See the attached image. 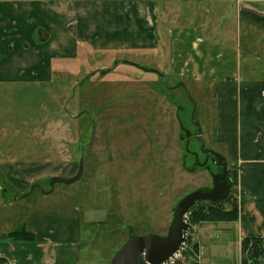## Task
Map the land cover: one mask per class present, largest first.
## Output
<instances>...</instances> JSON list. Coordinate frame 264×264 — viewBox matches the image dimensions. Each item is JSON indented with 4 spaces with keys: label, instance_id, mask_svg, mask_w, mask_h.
<instances>
[{
    "label": "rangeland",
    "instance_id": "374dc122",
    "mask_svg": "<svg viewBox=\"0 0 264 264\" xmlns=\"http://www.w3.org/2000/svg\"><path fill=\"white\" fill-rule=\"evenodd\" d=\"M173 4L174 13H183L172 18L167 13L159 27L205 24L214 36L228 41H233L232 33L242 36L246 30L236 15L237 3L174 0ZM248 37L253 43L247 46L264 53L260 32L253 29ZM121 55L127 54L92 53L76 64L66 63L64 72L55 73L49 83L20 86L0 97V183L6 184L0 201L2 218L6 213L14 224L15 219L77 208L80 264H110L131 235H166L178 202L197 189H210L218 174L215 157L203 152L202 145L222 155L207 138L208 129L215 132L216 126V114L206 106L211 100L155 73L153 59L137 64L119 60ZM58 128L63 146L59 159L48 153L54 142L48 138ZM67 136L74 142L70 155L63 144H68ZM82 157L81 180L56 184L46 194L50 178L73 177ZM48 158L50 164L45 163ZM2 166L12 172L8 180L1 175ZM36 166L40 171L51 168L23 192L18 187L23 183L11 177L19 172L27 176ZM237 196L241 205L239 189ZM220 224L226 227L228 222ZM195 228H188L181 252L196 242ZM227 228L215 235L225 244L203 247L201 264H240L238 231L232 224Z\"/></svg>",
    "mask_w": 264,
    "mask_h": 264
},
{
    "label": "crops",
    "instance_id": "0c3cea01",
    "mask_svg": "<svg viewBox=\"0 0 264 264\" xmlns=\"http://www.w3.org/2000/svg\"><path fill=\"white\" fill-rule=\"evenodd\" d=\"M202 1L237 3L236 15L246 27L242 36L232 33L233 41L223 40L205 24L159 27L167 13L168 18L181 15V10L174 13V0H0V91H5L0 97L20 86L49 83L55 73L64 72L66 63L76 64L92 53L122 51L127 55L119 60L140 64L151 58L156 70L174 84L191 86L205 101L211 100L206 106L217 117L215 132L208 129L207 138L214 140L215 149L220 147L219 153L229 164L239 168V188L246 205L239 220L226 227L219 226L221 222L195 226L200 264L203 247L226 243L217 242L215 235L229 229V224L237 229L239 243L248 236L264 237V53L247 46L253 43L248 37L253 29L260 32V44H264V0ZM48 139L54 141L48 153L58 157L63 153L59 128ZM67 140L63 144L70 155L74 142L68 136ZM49 160L45 163L50 164ZM2 167L1 175L7 179L12 172ZM45 171L36 166L27 176L19 172L11 178L23 183L18 186L23 191L40 182ZM69 172L66 169L65 174ZM5 192L6 184L0 183V201ZM3 215L0 264H80L77 208L15 219L14 224ZM21 230L32 233L35 240L9 237Z\"/></svg>",
    "mask_w": 264,
    "mask_h": 264
},
{
    "label": "water",
    "instance_id": "95a60500",
    "mask_svg": "<svg viewBox=\"0 0 264 264\" xmlns=\"http://www.w3.org/2000/svg\"><path fill=\"white\" fill-rule=\"evenodd\" d=\"M154 72L166 78L158 70H154ZM179 86L184 87L185 84L182 83ZM198 126L200 127V125ZM200 135L201 131H199V138H201ZM204 147L205 145L203 144L202 151ZM211 153L219 157L217 164L225 169L223 176L218 174L213 177V188L209 191L197 189L184 196L176 205L175 214L166 235H131L128 243L115 253L110 264H167L181 251L184 235L188 228L185 218L196 202L207 201L214 203L226 201L230 196L231 188L226 182H223L228 163L223 161L222 155L215 152ZM83 174L84 158L82 157L78 171L73 177L64 178L55 176L50 178L51 190L46 194L52 193L56 184L73 185L77 183L81 180Z\"/></svg>",
    "mask_w": 264,
    "mask_h": 264
},
{
    "label": "trees",
    "instance_id": "16d2710c",
    "mask_svg": "<svg viewBox=\"0 0 264 264\" xmlns=\"http://www.w3.org/2000/svg\"><path fill=\"white\" fill-rule=\"evenodd\" d=\"M230 166H233L230 164ZM234 177V189L226 201L207 202L198 201L188 213V228L204 223L236 222L239 220L246 201L241 190L242 202L238 200L239 188V168L231 167ZM12 240L21 242H32L35 236L26 230L13 231L9 234ZM241 260L240 264H264V237L248 236L244 237L240 243ZM200 247L197 242H190V248L181 252L175 264H200Z\"/></svg>",
    "mask_w": 264,
    "mask_h": 264
},
{
    "label": "flooded vegetation",
    "instance_id": "af4514ba",
    "mask_svg": "<svg viewBox=\"0 0 264 264\" xmlns=\"http://www.w3.org/2000/svg\"><path fill=\"white\" fill-rule=\"evenodd\" d=\"M202 148H203V145H202ZM206 151H210V150H206L205 147H204L203 152H205V153H207V154H212L211 152H214V151H210V152H206ZM212 155L215 157V161H217V163H218V161H219V157H217V156L214 155V154H212ZM223 158H224V157H223ZM223 161H226V159L224 158ZM217 165H218V164H217ZM218 168H219V169H218V174L221 175V176H223L225 169H224L223 167H221V166H218ZM218 174H217V175H218ZM212 182H213V180H212ZM223 182H226V184L230 186V188H231L230 190H231V192H232V190L234 189V187H233V185H234V177H233V172H232V169H231L230 164H228V168H227V171H226L225 179H224ZM213 184H214V183H213ZM212 188H213V185H212V187H211L210 189H208V190L205 189V191H209V190H211ZM231 192H230V194H231Z\"/></svg>",
    "mask_w": 264,
    "mask_h": 264
},
{
    "label": "built area",
    "instance_id": "2783aa9c",
    "mask_svg": "<svg viewBox=\"0 0 264 264\" xmlns=\"http://www.w3.org/2000/svg\"><path fill=\"white\" fill-rule=\"evenodd\" d=\"M238 189H239V191H240V188H238ZM188 218H189V216H188V214H187V216H186V218H185V221H186L187 224H188ZM187 230H188V228H187ZM187 230H186L185 235H184V240L187 239V235H186ZM184 244H185V242L183 241V245H182V247L184 246ZM181 251H182V249H181ZM181 251L176 255L177 258L181 255Z\"/></svg>",
    "mask_w": 264,
    "mask_h": 264
}]
</instances>
